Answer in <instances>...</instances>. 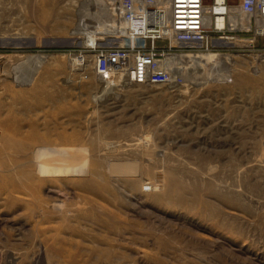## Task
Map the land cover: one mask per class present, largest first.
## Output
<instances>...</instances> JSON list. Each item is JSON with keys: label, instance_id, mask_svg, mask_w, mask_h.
<instances>
[{"label": "rangeland", "instance_id": "rangeland-1", "mask_svg": "<svg viewBox=\"0 0 264 264\" xmlns=\"http://www.w3.org/2000/svg\"><path fill=\"white\" fill-rule=\"evenodd\" d=\"M124 1L0 0V264H264L263 16L228 0L236 22L209 32V50L166 41L169 82L136 84L115 61L144 41L109 27L91 44L127 21ZM99 50L115 55L104 75ZM53 143L88 175L110 166L106 179L85 191L80 176L38 174L34 150Z\"/></svg>", "mask_w": 264, "mask_h": 264}, {"label": "built area", "instance_id": "built-area-1", "mask_svg": "<svg viewBox=\"0 0 264 264\" xmlns=\"http://www.w3.org/2000/svg\"><path fill=\"white\" fill-rule=\"evenodd\" d=\"M152 2V0H148L146 5ZM205 2L206 0H169L168 21L164 19V14L162 15L163 10L155 8V3L153 7L140 11L141 8H138L132 0L123 2L121 5L123 8L122 18L128 22L131 21L133 28L138 30V32L132 31V33L145 40L144 44H134L136 62L129 73L133 83L166 84L169 82L171 73L160 69V62L169 54H173L174 50V47L167 44L166 41L171 44L172 42L181 43L193 50L210 49V34L203 24L202 6L205 5ZM210 2L214 8L218 6V10L213 13L216 19L218 15L227 16L228 0H210ZM242 7L248 14L264 16V5L258 0H242ZM150 13H153L152 23L148 22L145 17H149ZM94 69L98 75H104L109 70L106 50L96 52Z\"/></svg>", "mask_w": 264, "mask_h": 264}, {"label": "bare ground", "instance_id": "bare-ground-1", "mask_svg": "<svg viewBox=\"0 0 264 264\" xmlns=\"http://www.w3.org/2000/svg\"><path fill=\"white\" fill-rule=\"evenodd\" d=\"M162 1H164V0H158L157 1V4L155 3V8L157 9L158 8V10H163V13H162V15L164 14V19L166 20V21H168V10H167V6H168V2H169V0H165L164 2H162ZM258 1H260L263 5H264V0H258ZM139 8V7H138ZM155 9V10H156ZM228 9V8H227ZM117 10V9H116ZM215 10H218V6H216L215 8H214V5L213 4H211V2H210V0H206V2H205V5H203L202 6V11H203V24H204V27L206 28V29H208V32H215L217 29H222V28H226L227 27V22H226V17L228 18L229 17V19H231L233 22H236V19H234L233 17H235V16H232V14H231V12L229 11V9L227 10V16H221V15H218L217 16V19H216V17L215 16H213V13H214V11ZM209 11H211V14H209V15H207L208 13H209ZM242 11V10H241ZM154 15H155V11H154ZM261 15V14H260ZM261 16H263V15H261ZM146 18H147V21L148 22H150V23H152L153 22V19H152V17H153V13H150V16L149 17H147V16H145ZM160 17V16H159ZM208 17V18H207ZM264 17V16H263ZM261 18V19H258L257 21H258V23H257V27H256V34H258V35H264V18ZM229 21V20H228ZM120 25H104V26H100L99 28H101V30L98 32L97 30H95V31H93V34H92V38H91V44H92V46L93 47H97V45H99V41H98V33H104L105 34V32H108L109 31V27L110 28H113L112 29V31H114V32H116V33H119V32H123V31H126L127 32V34H130L131 35V33H132V31H135V32H138V30L136 29V28H133V25H132V23H131V21H125V22H121V23H119ZM134 24V23H133ZM235 24V23H234ZM233 25V24H232ZM94 28H97V26L95 25V27ZM99 28H97V29H99ZM132 29V30H131ZM231 30H233V29H231ZM230 31V30H229ZM216 33V32H215ZM133 34V33H132ZM133 36L134 37H132L133 39L134 38H136V37H138V36H136L135 37V35L133 34ZM138 38H140L141 39V42H145V40L143 39V38H141V37H138ZM140 39H138L139 41H140ZM121 40V38H116V36H114V37H108L107 38V41L105 42V45H117V44H120L122 41H120ZM103 45H104V43H103ZM203 52H206V51H203ZM136 56L138 57V55L136 54ZM94 57H95V54H94ZM107 57H108V60H109V55H108V53H107ZM178 55H171V56H169L168 58H165L164 60H162L161 62L163 63V65H165V66H171V65H173V64H175L176 62H174V60H176V59H178ZM123 58H126V59H123ZM188 58H194V62L196 63V64H199L200 66H206L207 65V63H208V61H210L211 59H212V57H210V56H205V57H199V56H188ZM217 58V57H216ZM83 60V63H84V56H82V55H80V56H78V61L79 60ZM213 59H215V58H213ZM212 59V60H213ZM201 60H203L204 62H202ZM216 60V59H215ZM112 60H110V62H111ZM94 62H95V59H94ZM110 62H109V64H110ZM116 68H115V70H117V72L118 71H121L122 69H124V67H128V68H132V66H134L135 65V62H136V57H135V54L134 55H130V57H129V55H127V57H123V56H119V57H117V59H116ZM188 62V61H187ZM194 63V64H195ZM160 69H162V68H160ZM163 70H165V69H163ZM167 71V70H166ZM169 73V72H168ZM111 75V74H110ZM131 80V79H130ZM9 136V135H8ZM52 137V136H51ZM50 137V138H51ZM46 138H48V137H46ZM6 139H8V138H6ZM9 139H11V138H9ZM55 140V139H54ZM57 140H60V139H57ZM7 141V140H6ZM10 141V140H9ZM8 141V142H9ZM18 141H20V140H18ZM17 141V142H18ZM37 141H40V140H37ZM16 142V143H17ZM23 142V141H22ZM45 142H46V140H45ZM53 142V141H52ZM18 143H20V142H18ZM31 143V142H30ZM29 143V144H30ZM39 143V142H38ZM47 143V142H46ZM49 143V142H48ZM56 143H58V141H56ZM5 145H7V146H5L4 145V147H5V150H6V148H10V146H9V144H6V142L4 143ZM28 144V143H27ZM50 144H51V142H50ZM20 145H21V143H20ZM42 145V144H41ZM45 145H47V144H45ZM53 145H54V147H50V145L49 146H42V147H37L36 148V150H34V157H35V162H36V170H37V172H38V174H40V175H43V176H49V175H52V177L53 178H57V180L58 179H61L62 178V176H69V175H71V176H80V180H81V178H83V182L85 183L84 184V186H83V184L81 185L82 186V189L83 190H85V191H90V190H94V188L93 187H91V186H88V183L90 182V183H93L94 181H95V179L94 178H101V179H106V174H107V171H110L109 170V168L111 169V167L109 166H107V164L105 165V166H103V168L102 169H100V167L95 163V164H93L92 165V168H91V172L89 173V175H88V167H89V164H88V160L86 159V158H81V157H74V155L73 154H71V152H69V150H65V149H61V148H59V147H57V146H55V144L53 143ZM53 145H51V146H53ZM16 146H18V145H16ZM24 147L26 146V145H23ZM60 146V145H59ZM3 147V148H4ZM13 147V146H12ZM5 150H2L3 152L5 151ZM258 150V149H257ZM7 151V150H6ZM15 151V150H14ZM9 152V151H8ZM10 154H11V152H9ZM14 153V152H13ZM17 153V152H16ZM6 154V153H5ZM17 154H21V153H17ZM30 155V154H29ZM28 155V156H29ZM3 156V155H2ZM8 156H10V155H8ZM26 156V155H25ZM11 157V156H10ZM16 157H18V156H16ZM7 158V157H6ZM7 159H9V157L7 158ZM29 159V158H28ZM14 159H12V161H13ZM201 160V159H200ZM7 161H9V160H7ZM11 161V162H12ZM15 161V160H14ZM17 161V163H19V161H21L22 162V160H16ZM23 161H25V160H23ZM30 161H32V160H30ZM1 162V161H0ZM28 162V161H27ZM208 162V161H207ZM9 163V162H8ZM16 163V162H15ZM29 163H31V162H29ZM12 164V163H11ZM35 164V163H34ZM33 164V165H34ZM262 164V163H261ZM9 165H10V163H9ZM20 165V164H19ZM24 165H26V163L24 164ZM91 165V164H90ZM11 166V165H10ZM21 166V165H20ZM136 166V165H135ZM147 166H150V165H147ZM14 167V166H13ZM12 167V168H13ZM25 167V166H24ZM24 167H21V168H24ZM102 167V166H101ZM1 168V167H0ZM27 168H28V166H27ZM30 168V167H29ZM119 168V167H118ZM234 168H236V166H234ZM4 169V168H3ZM16 169H17V167H16ZM34 169V168H33ZM5 170V169H4ZM9 170V169H8ZM14 171V170H13ZM17 171H18V169H17ZM23 171V170H22ZM10 172V171H9ZM19 172V171H18ZM160 172V171H159ZM159 172H158V169H156L155 167H153V166H150V171L149 172H145V174L147 175V176H143V179H145V180H147V181H151L152 180V178L150 177L151 175H153V177H155L156 175H158L159 174ZM0 173H1V171H0ZM5 173V172H4ZM15 173V172H14ZM166 173L167 174H169V171H166ZM21 174H24L25 176H26V179L28 178V180H29V182L31 183V181L32 180H34V181H32V183L31 184H33L34 182H36V180L35 179H38V178H35L34 177V174L32 173L31 175L30 174H28L27 172H26V174L24 173V172H21ZM66 174V175H65ZM262 174V173H261ZM4 177H3V176ZM24 175H22V176H24ZM15 176V175H14ZM61 177V178H60ZM0 178H2V180L3 179H7V180H9L11 177H10V175H8V174H3V171H2V174H0ZM24 178V177H23ZM70 178V177H69ZM73 179H75V177L73 178ZM210 179V178H209ZM1 180V179H0ZM38 180H40V179H38ZM41 180H45V178H42ZM72 180V179H71ZM78 180V179H77ZM77 180L75 181V182H77ZM108 180V179H107ZM106 180V181H107ZM189 180V179H188ZM5 181V180H4ZM53 181H55L54 179H53ZM59 181V180H58ZM57 181V182H58ZM63 181V180H62ZM2 182V181H1ZM1 182H0V185H1ZM54 183V182H53ZM52 183V184H53ZM81 183V182H80ZM204 183V182H203ZM87 184V185H86ZM9 185H11L12 187H13V191H15V190H18V189H20V187L19 186H17V185H15V184H9ZM22 185H23V183H22ZM21 185V186H22ZM76 185V184H75ZM98 185V184H97ZM109 189V188H108ZM11 190V189H10ZM0 191L2 192V193H6V192H8V189H7V185H6V183H3L2 184V187H0ZM111 191V190H110ZM11 195V194H10ZM6 204H8L9 205V202L8 203H6Z\"/></svg>", "mask_w": 264, "mask_h": 264}]
</instances>
